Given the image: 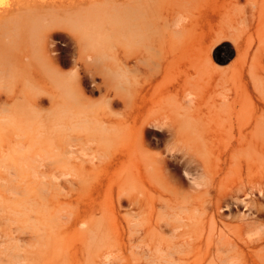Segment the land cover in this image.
<instances>
[{"label": "bare ground", "instance_id": "6f19581e", "mask_svg": "<svg viewBox=\"0 0 264 264\" xmlns=\"http://www.w3.org/2000/svg\"><path fill=\"white\" fill-rule=\"evenodd\" d=\"M0 264H264V0L0 4Z\"/></svg>", "mask_w": 264, "mask_h": 264}, {"label": "rangeland", "instance_id": "374dc122", "mask_svg": "<svg viewBox=\"0 0 264 264\" xmlns=\"http://www.w3.org/2000/svg\"><path fill=\"white\" fill-rule=\"evenodd\" d=\"M13 1L14 0H0V4L6 5L8 3H12ZM61 44H63V42H61ZM213 57L215 60V64L218 65L217 68L222 71H231V69L234 70L241 60V56L237 53V51L235 50L233 45H231V43H221L219 47L213 50ZM227 68L230 69L228 70ZM96 95L92 96V99L99 100L100 95L98 94Z\"/></svg>", "mask_w": 264, "mask_h": 264}]
</instances>
